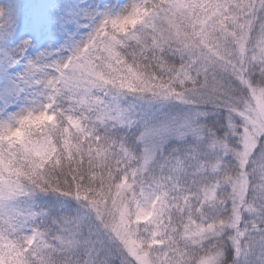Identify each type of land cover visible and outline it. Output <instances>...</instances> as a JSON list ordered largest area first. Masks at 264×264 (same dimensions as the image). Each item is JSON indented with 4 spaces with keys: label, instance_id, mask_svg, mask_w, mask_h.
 <instances>
[{
    "label": "snow or ice",
    "instance_id": "1",
    "mask_svg": "<svg viewBox=\"0 0 264 264\" xmlns=\"http://www.w3.org/2000/svg\"><path fill=\"white\" fill-rule=\"evenodd\" d=\"M0 264H264V0H0Z\"/></svg>",
    "mask_w": 264,
    "mask_h": 264
}]
</instances>
